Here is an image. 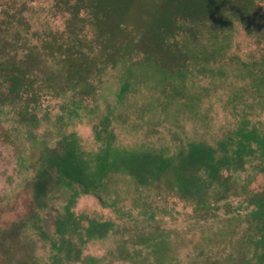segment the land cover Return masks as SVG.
<instances>
[{
	"label": "rangeland",
	"instance_id": "374dc122",
	"mask_svg": "<svg viewBox=\"0 0 264 264\" xmlns=\"http://www.w3.org/2000/svg\"><path fill=\"white\" fill-rule=\"evenodd\" d=\"M99 1L81 76L53 59L52 0L17 11L39 90L0 84V264H264V0L218 33L188 27L189 0ZM72 136L77 172L35 216L32 181Z\"/></svg>",
	"mask_w": 264,
	"mask_h": 264
},
{
	"label": "trees",
	"instance_id": "16d2710c",
	"mask_svg": "<svg viewBox=\"0 0 264 264\" xmlns=\"http://www.w3.org/2000/svg\"><path fill=\"white\" fill-rule=\"evenodd\" d=\"M171 1L172 4L164 6L165 10L168 11L170 8H176L174 5H177L178 2H182L183 0ZM1 2L6 3L0 4V84L6 86L7 95L13 97L15 100L36 95L34 93L35 90H39L37 87V78H34L33 74L29 73L23 66L24 62L32 61V58L36 57L35 54H38L35 52L36 46H33L36 44V41L30 38L31 20L34 18L31 9L34 7L31 5L32 3L29 4L28 0H0ZM52 2L55 7V10H53L55 11V16L62 21L64 18L66 21L65 38L62 36L61 40L57 39L59 44L54 46L53 59L58 60L60 57H63L62 60H65L64 63L68 67V75L70 77L81 76L84 69L83 65L82 67L80 66L78 59L85 58L93 50V45L85 46L80 38L82 34H88L83 29V20L85 17L89 16L91 18L97 15L99 12L97 5L100 1L52 0ZM189 2L193 8L189 10L192 16H184L185 23L188 27L203 31L212 29L216 33L221 28H230L233 20L242 21L245 24V18H252L256 9V0H189ZM26 4H29L31 9L25 13V20H23L17 15V11ZM165 19H168V17ZM170 21L172 20H166L165 24L169 25ZM45 37H47V34L44 35ZM50 43L51 41L48 40L43 41L42 46L39 47L41 52L45 50L43 47L49 46ZM45 51L47 54H50V51ZM139 51V48L136 46L133 54ZM29 56L32 57L29 58ZM74 144L73 136L66 138L65 151H57V154L51 158L52 166L50 168H40L36 177L33 179L32 188L34 190V201L36 205L35 216H38V210L44 207L48 195L56 186L64 181L66 170L71 168L73 172H77V167L69 163L70 161L76 160H71L74 156L76 157V150L72 149ZM202 163L198 158L196 161L194 159L184 161L182 167L184 174L183 180H185V173L190 168L195 165H198L197 168H199ZM148 173L149 170L145 172L144 177ZM191 179L193 180V178ZM260 210L261 208H259V212ZM260 217V220L264 219V215ZM14 226L18 228V225ZM9 233L10 231L0 230V245L9 236Z\"/></svg>",
	"mask_w": 264,
	"mask_h": 264
}]
</instances>
